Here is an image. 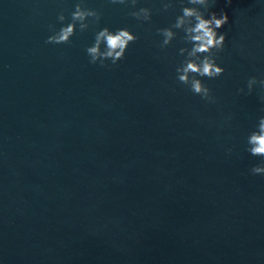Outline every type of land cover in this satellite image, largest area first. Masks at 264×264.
<instances>
[{"label": "water", "instance_id": "95a60500", "mask_svg": "<svg viewBox=\"0 0 264 264\" xmlns=\"http://www.w3.org/2000/svg\"><path fill=\"white\" fill-rule=\"evenodd\" d=\"M77 2L0 0V264H264V158L246 150L264 116V89H247L264 79V0H210L229 17L224 74L198 77L215 103L177 80L184 32L159 47L187 0H138L150 22L85 0L99 24L46 43ZM104 27L138 39L101 67L86 48Z\"/></svg>", "mask_w": 264, "mask_h": 264}, {"label": "clouds", "instance_id": "9594fccd", "mask_svg": "<svg viewBox=\"0 0 264 264\" xmlns=\"http://www.w3.org/2000/svg\"><path fill=\"white\" fill-rule=\"evenodd\" d=\"M109 2L129 8L128 15L137 21L150 22L152 19L153 9L148 7L137 9L138 0H109ZM161 2L163 10L167 11L175 6L176 0H161ZM227 2L231 3V0H227ZM187 3L192 6H183L181 14L176 17L173 24L157 29V34L163 37L159 47L163 49L171 44L177 36L174 29L182 30L184 32L182 40L191 44V48L182 47L179 49V54L185 56V59L176 68L177 80L181 84L189 86L192 93L200 96L202 100L215 103L211 89L198 77L214 79L224 74L225 69L216 61L218 53L224 49L227 33L218 30L229 23V17L223 11L219 14L209 11L215 0H211V4L210 0H187ZM70 16L71 22L62 26L58 31L54 26H50L53 34L47 38L46 43H70L71 37L76 33L77 25L80 32H84L90 26L99 24L102 13L99 10L86 7L85 0H78ZM57 19L61 23L65 21L66 17L63 11L58 14ZM137 39L138 36L126 27L115 31L104 27L95 33L94 43L86 48V53L92 64L99 62L101 67H106L105 61L111 60L112 65H116L118 61L124 59L129 44L134 43ZM257 83L264 89V79L258 81L255 76L248 79L249 94ZM239 91L244 92V89L241 88ZM247 145L246 150L250 155L264 158V116L259 118L256 129L248 135ZM251 172L253 175L264 174V163L252 167Z\"/></svg>", "mask_w": 264, "mask_h": 264}]
</instances>
